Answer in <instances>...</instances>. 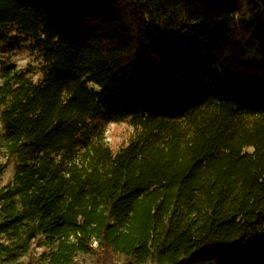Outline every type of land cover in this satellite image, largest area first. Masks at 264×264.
I'll return each instance as SVG.
<instances>
[{
  "label": "trees",
  "instance_id": "obj_1",
  "mask_svg": "<svg viewBox=\"0 0 264 264\" xmlns=\"http://www.w3.org/2000/svg\"><path fill=\"white\" fill-rule=\"evenodd\" d=\"M4 39L0 264H264V0H0Z\"/></svg>",
  "mask_w": 264,
  "mask_h": 264
},
{
  "label": "rangeland",
  "instance_id": "obj_2",
  "mask_svg": "<svg viewBox=\"0 0 264 264\" xmlns=\"http://www.w3.org/2000/svg\"><path fill=\"white\" fill-rule=\"evenodd\" d=\"M3 57L8 58L18 67H26L28 69H31L30 75L33 78L36 79L39 77V74L36 72L38 59L36 58L32 49L29 47L28 42H23V41L14 42L8 39L1 40L0 58ZM0 114H1V108H0ZM131 131H132V127L125 122L108 123L106 125L105 140L113 150H116L126 143ZM5 141H6V136L0 121V164H4L6 162ZM13 176H14V165L13 162L10 161L0 173V187L6 184L7 182L12 181ZM3 240L4 238L0 236V241ZM32 250H34V247ZM28 259H29V254L27 253L20 260L23 262H27ZM33 264H45V263L41 261H37ZM73 264H101V262L98 260L97 256L93 253H78L74 258ZM113 264H153V263H151L150 261L135 263L132 260H129L125 256L116 254L113 258Z\"/></svg>",
  "mask_w": 264,
  "mask_h": 264
}]
</instances>
